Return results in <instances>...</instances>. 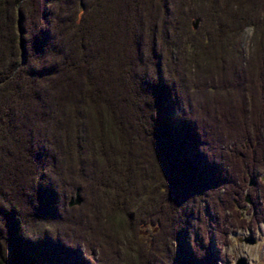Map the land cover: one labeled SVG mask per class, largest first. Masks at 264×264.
<instances>
[{
	"label": "trees",
	"instance_id": "obj_1",
	"mask_svg": "<svg viewBox=\"0 0 264 264\" xmlns=\"http://www.w3.org/2000/svg\"><path fill=\"white\" fill-rule=\"evenodd\" d=\"M259 171L264 0H0V264H216Z\"/></svg>",
	"mask_w": 264,
	"mask_h": 264
},
{
	"label": "rangeland",
	"instance_id": "obj_2",
	"mask_svg": "<svg viewBox=\"0 0 264 264\" xmlns=\"http://www.w3.org/2000/svg\"><path fill=\"white\" fill-rule=\"evenodd\" d=\"M196 18L193 17L192 21H194ZM200 20L198 19V22L196 23V27L199 25ZM251 29H247L246 34L244 36L243 41V47L244 50L247 52L249 49V40L251 38ZM261 172V171H260ZM258 172V173H260ZM261 178L264 181V174H259ZM258 176V178H259ZM82 198V197H81ZM260 204L262 206V209H258V215L263 214L264 215V197H260ZM80 205V204H79ZM80 207V206H79ZM73 208L75 205H73ZM239 212H241V219H245L248 226L246 227H229V225L224 229V233H222L223 240L220 241V247L216 248V254H217V261L216 264H235V261L238 257L242 256L244 257L248 264H264V218L262 221H258L254 219L255 215L253 213V209H250L248 205H245V207H242L239 209L237 208ZM248 209V210H247ZM74 211V212H73ZM73 213H77V210H73ZM229 215V213H228ZM251 215V216H250ZM125 216V215H124ZM229 217H231L229 215ZM126 218V217H125ZM156 223L150 221L145 224H143L138 231V240L142 244H150L151 241L163 239L164 236V230L163 228H159L158 226L154 225ZM112 227H115L114 224H112ZM98 227H101L100 225H97ZM125 231L123 233H116L114 229L103 226V231L108 234V237L112 240V242L116 245V248L124 251V254L131 253V250L124 249L123 240H126L125 235L127 238L131 237V231L128 223L124 224ZM113 230V231H112ZM118 230V229H117ZM121 231V229L119 228ZM126 233V234H125ZM125 234V235H123ZM252 234L256 238V242L253 244L245 243L241 240H239L240 237H243L245 235ZM123 236V237H122ZM108 238V239H109ZM123 240L121 241V239ZM148 246V245H147ZM215 248V246H214ZM96 253L98 252V248L96 249ZM211 251H213L211 249ZM126 252V253H125ZM125 256L126 259L129 260L128 264H130L133 260V255H127ZM151 252H148L146 254L147 258L151 259ZM139 264V263H138Z\"/></svg>",
	"mask_w": 264,
	"mask_h": 264
},
{
	"label": "water",
	"instance_id": "obj_3",
	"mask_svg": "<svg viewBox=\"0 0 264 264\" xmlns=\"http://www.w3.org/2000/svg\"><path fill=\"white\" fill-rule=\"evenodd\" d=\"M197 22H198V19L196 18L193 21V27L194 28H196V23ZM249 184L251 185V181H250ZM245 201L247 203H251V200H250L248 195L246 196ZM81 202H82V198L80 196L79 190L76 189L74 196H71L69 198L68 206L79 205ZM239 240H241V241H243L245 243H249V244H253V243L256 242V239L253 237L252 234L251 235H247L244 238H240ZM235 264H248V263H247V260L244 257L240 256V257L237 258Z\"/></svg>",
	"mask_w": 264,
	"mask_h": 264
},
{
	"label": "flooded vegetation",
	"instance_id": "obj_4",
	"mask_svg": "<svg viewBox=\"0 0 264 264\" xmlns=\"http://www.w3.org/2000/svg\"><path fill=\"white\" fill-rule=\"evenodd\" d=\"M250 207V206H249Z\"/></svg>",
	"mask_w": 264,
	"mask_h": 264
}]
</instances>
